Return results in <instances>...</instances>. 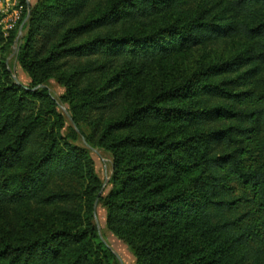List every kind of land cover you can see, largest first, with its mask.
Here are the masks:
<instances>
[{
	"label": "trees",
	"instance_id": "16d2710c",
	"mask_svg": "<svg viewBox=\"0 0 264 264\" xmlns=\"http://www.w3.org/2000/svg\"><path fill=\"white\" fill-rule=\"evenodd\" d=\"M27 28L34 85L0 59V264H122L97 198L135 264H264V0H41ZM221 41L243 48L179 65ZM51 77L112 154L106 196Z\"/></svg>",
	"mask_w": 264,
	"mask_h": 264
},
{
	"label": "rangeland",
	"instance_id": "374dc122",
	"mask_svg": "<svg viewBox=\"0 0 264 264\" xmlns=\"http://www.w3.org/2000/svg\"><path fill=\"white\" fill-rule=\"evenodd\" d=\"M41 0H0V59L3 60L11 73L12 81L27 88L32 87L33 79L20 63V50L25 44L28 33V22L31 16V8ZM242 42H218L195 48L190 54L184 56L179 65L188 69L206 64L220 58H227L242 50ZM177 65V63H176ZM45 88L56 100L57 110L64 117L65 123L62 128L70 142L87 150L95 162V172L103 183L102 195L106 196L111 185L110 180L113 173L112 154L100 147L91 144L87 136L90 134L89 127L81 122L74 121L71 105L63 99L66 94V86L56 78H49L45 83L37 84L34 89ZM97 203V205H96ZM94 222L98 233L113 251L122 260V264H135L136 258L128 246L117 238L108 229L106 223V209L99 198L94 204ZM120 260V261H121Z\"/></svg>",
	"mask_w": 264,
	"mask_h": 264
},
{
	"label": "water",
	"instance_id": "95a60500",
	"mask_svg": "<svg viewBox=\"0 0 264 264\" xmlns=\"http://www.w3.org/2000/svg\"><path fill=\"white\" fill-rule=\"evenodd\" d=\"M96 205H97V203H96ZM118 255V254H117ZM118 257H119V255H118ZM119 259L121 260V258L119 257ZM121 262H122V260H121Z\"/></svg>",
	"mask_w": 264,
	"mask_h": 264
}]
</instances>
